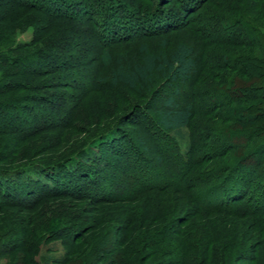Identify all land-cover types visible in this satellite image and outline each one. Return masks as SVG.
Here are the masks:
<instances>
[{
	"label": "trees",
	"instance_id": "16d2710c",
	"mask_svg": "<svg viewBox=\"0 0 264 264\" xmlns=\"http://www.w3.org/2000/svg\"><path fill=\"white\" fill-rule=\"evenodd\" d=\"M175 1H177L178 13L173 11L162 12L154 19H151L153 15L171 5L169 0L163 8H159L156 4L154 8L147 9V12L132 11L135 18L132 16L134 21L131 22L140 24V28L155 21L159 22L156 32H141L138 36L127 32L119 35L114 30L116 28L115 23L111 26L112 31L107 29L110 24L105 26L103 32L98 31L99 18L103 15L107 14L108 16L109 12L112 11L110 15L119 13L118 16L124 17L126 12H131L125 6L116 4L118 0H0V3H4V5H0V8L2 11L5 10L6 16L13 10H29L42 15L49 24L54 21H60L63 25L66 23L65 27L72 28L71 31L76 32L80 39L84 35L83 33H89V37L99 44L98 47L96 46L97 52L95 54H98L100 65L109 70V76L102 81L107 82L113 88L123 85L133 91H140L141 89H149L158 78L163 79L165 86L172 88L173 92L162 103L161 107L154 111V119L151 120L148 117L146 120L158 132L165 133L166 137H169L166 142L167 145L160 147V151L164 155L161 153L158 157V161L162 164H165L166 158L171 161L169 169L163 168L164 173H169V176L167 178L161 174L162 176L159 175L160 179L157 176L159 182L150 184L145 189H164L166 191L171 189L181 197H187L192 202L195 214L200 217L214 213H228L235 219L248 221L252 233L257 235L260 240L250 247L251 254L247 261L250 264H264V122L252 127L250 133H247V129L243 130L242 128V125L259 122L262 116L264 117V107L259 108L258 115H254L250 109L242 107L245 102L252 100L249 95L243 96V92L246 91L242 88L245 85L243 83L244 78H249L255 82L249 91L264 93V0H226L229 7L224 3V9L222 7L217 8L219 10L214 13L212 11L210 16H208L210 11L200 8L202 4H208L207 0ZM227 8L238 13L241 21H232L224 16L222 13ZM195 15L199 16V22L197 21L196 24H194L195 18H193ZM183 16L186 17L183 18ZM3 17L0 14V20ZM204 18L221 26L225 32L223 38H214L205 32L201 25L198 26V23ZM191 24L194 25L191 29L192 32L194 31V40L176 43L168 54L163 51L152 52L147 44H142L138 56L131 60L125 54L114 53L110 49L113 42L127 43L135 37H150L161 31L182 26L188 27ZM148 30L151 31V29ZM70 44V46H66L67 42L64 45L44 42L32 51H28L33 46L32 43L15 48L11 47L12 49L0 48V136L50 131L61 124L64 127L67 121L71 122L74 119L72 115H69V120L68 118H58L55 124L51 123L53 121L44 118L43 115H39L40 118H38L36 104L31 103L33 101L40 104L36 99L40 98V101L43 102L46 97L32 98L31 96L25 97L22 101L21 97L13 96L21 90H29L31 87L29 84L34 78L53 75H55L53 88L76 90L64 78L66 76H60L70 72L71 69L74 70L70 62L72 56L77 55H73L75 54L73 49L80 50L84 47L83 40L81 44H77V47L72 42ZM167 44V40L161 41V47L166 48ZM71 46L73 47L71 48ZM58 47L59 50H55ZM92 47L95 49L94 46ZM217 47L220 51L224 49L223 55L216 50ZM233 48H242L243 54L229 55L228 53H232L230 49ZM215 71L225 73V75L219 77L217 74V76L210 74V77H214L215 82H207L203 79L205 73ZM185 85L191 88L189 92L185 93L184 102L180 104L174 97L181 95V86ZM247 93L249 94V92ZM6 96L9 98H5ZM50 101L47 100V103L54 105L52 108L55 105H60L58 99ZM198 102L204 103L205 107L195 109V104ZM27 111H30V114ZM196 114L212 118V121L215 122L210 123L204 130L200 129L203 133L207 132L203 140H199L193 134L196 132V123L193 122ZM15 120L19 123H15ZM217 123L220 125H216ZM21 125L24 126V129H21ZM120 133L116 129H112L106 135L92 140L73 156L54 164L23 166L16 170L15 168H1L0 197L3 199L2 203L12 206L34 207L41 200L58 195L85 198L101 203L114 201L118 198L116 190L93 191L96 187L97 176H94L85 167H93L100 162L106 168H112L108 162L100 157L98 149L108 137L117 138ZM121 140L115 139L109 147L110 152H113L110 154L111 159L114 161L120 157L124 161L128 159L126 150L119 151L124 142ZM250 142H254L255 146L250 148V144L248 151L236 159L230 169L216 168L213 173L204 172L201 176L193 174V169L197 165H201V158L206 157L204 150L214 154L208 160L213 162L215 158H222L233 149L240 150ZM254 156L257 158H253ZM208 157L207 155L206 158ZM26 169H29L30 175L23 172ZM222 173L225 175L224 178L215 183ZM196 176L198 180L204 177L206 179L204 181H214L215 184L208 189L201 188L198 190L195 187L196 183L193 184ZM255 176L261 180V184L254 188L257 193L251 189V183ZM127 177L139 182V176L133 177V175L127 174ZM229 178L231 179L228 180ZM160 180L162 181L160 182ZM35 188L40 189V195H34L33 190L36 191ZM202 198L206 199L205 203L201 202ZM137 220L139 219L126 221L124 218L122 220L123 226L126 227V230L121 233L122 238L119 239V248L124 247L123 252H121L123 256L117 254L115 258L111 259L112 264H144L155 255L165 257L152 264H191L194 259H197L195 252L197 245L190 243V241L186 243L187 246L182 248L177 245L170 249L161 248L159 250V245L174 231L163 232L164 230H159L147 241L143 240L140 232H138V227L142 226V222L137 227H134L133 224ZM82 231L81 228L72 226L69 231L72 233L71 241L76 242ZM209 237L204 238L201 244V252L203 255L205 254L207 264H227L229 261L227 251L231 247L229 241L226 240L225 236L222 237L218 234ZM217 245H220V249H216ZM145 249L149 250L152 256H144L142 251Z\"/></svg>",
	"mask_w": 264,
	"mask_h": 264
},
{
	"label": "rangeland",
	"instance_id": "374dc122",
	"mask_svg": "<svg viewBox=\"0 0 264 264\" xmlns=\"http://www.w3.org/2000/svg\"><path fill=\"white\" fill-rule=\"evenodd\" d=\"M207 1L208 4L204 3L200 8L201 10L210 11L208 16L212 14V11L214 13L219 10L217 8L222 7L224 9V3L227 4L226 0ZM169 2L171 5L166 6L167 9L164 7L151 19L156 18L162 12L173 11L178 13L176 9L177 1L169 0ZM166 3L167 0H118L116 4L125 6L131 12H126L124 17L120 15L119 17V13L110 15L112 11L109 12L108 16L104 13L105 15L99 18L100 23L98 22L99 27L97 29L99 32H103L105 26L107 27L110 24L107 29L112 31L111 26L115 23L116 28L114 30L119 35L124 32L134 36L140 35L141 32H156L159 22L155 21L146 25V27L142 26L140 28V24L131 22L134 21L133 17L135 18L132 11L147 12V9L154 8L156 4L159 8H163ZM0 5H4V3H0ZM4 11L0 8L1 16L5 15L0 20L1 49L15 48L16 46L32 43L33 46L28 50L32 51L44 42L60 45L67 42L66 46H70L72 42L77 47V44H81L82 40L84 47L80 50L73 49L75 53L73 55H77L72 56L70 62L74 70L71 69L70 72L60 75L61 77L66 76L64 78L76 90L53 88L55 86V75H53L34 78L32 83L29 84L31 86L29 90H21L13 95L21 97L22 101L25 97H46L43 102L40 101V98H35L43 105L31 102L36 104L38 118H40L39 115H43L44 118H48L54 124L58 118L67 119L69 115H72L74 119L71 122L67 121V124L61 121L65 123L64 127L61 124L50 131L0 136V169L15 168L16 170L23 166L54 164L73 156L92 140L106 135L112 129H116L121 133L118 134L117 138L108 137L102 142L101 148L98 149L100 157L108 162L112 168H106L100 162L93 165V167H85L91 171L90 173L97 176L96 187L93 191L116 190L118 198L114 201L101 203L85 198L58 195L41 200L34 207H21L3 204V199L0 197V264H112L111 259L115 258L117 254L123 256L121 252H123L124 247L119 248V239L122 238L121 233L126 230V227L122 224L124 218L126 221L139 219L133 222L134 227L142 222V226L138 227V232L145 241L154 236V233L159 230H164L163 232L174 231L159 245V250L161 248L170 249L177 245L182 248L187 246L188 241L196 244L197 259H194L191 264H207L206 256L201 252V244L204 238H210L209 236L214 234L225 236L226 240L229 241L231 247L227 251V259H229L227 264H250L247 261L251 254L250 247L254 246L260 239L252 233L248 221L235 219L234 216L228 213H214L200 217L195 214L192 202L187 197L183 198L171 189L167 191L164 189H145L150 184L158 183L159 175L164 174L163 177L166 176L167 178L169 176V173H164L163 168L169 169L171 161L167 158L165 164L158 161V157L162 153L160 147L167 145L166 142L169 137H166L165 133L158 132L146 119L149 117L152 120L154 111L161 107L162 103L171 95L173 89L167 88L164 80L158 77L156 83L152 84L149 89L133 91L123 85L113 88L107 82L102 81V79L109 76V70L100 65L98 54H95L97 52L96 46L99 44L89 37V33H83L84 35L80 39L76 32L71 31L72 28L65 27L66 23L63 25L60 21H54L49 24L47 19L34 11L17 9L11 11L10 14L8 13V16ZM222 14L232 21H241L238 13L228 8ZM195 16H193L195 18L194 24L197 21L199 22V16ZM199 25L214 38H223L225 35L221 26L215 22H209L206 18L202 19L198 23ZM193 26L191 24L188 27L182 26L161 31L150 37H135L127 43L113 42L110 49L114 53L121 52L125 54L131 60L138 56L142 44H147L152 52L163 51L168 54L176 43L194 40V31L191 30ZM148 29H151V31ZM163 39L167 40L166 48L161 47ZM108 46L110 45L108 44ZM59 47L55 50H59ZM216 50L220 51L218 47ZM230 50L232 53H228L229 55L238 56L243 54L242 48ZM220 52L223 55L225 51L221 49ZM210 74L219 77L225 75V73L219 71L208 72L203 75L205 76L203 79L207 82H215L214 77H210ZM243 83L245 85L242 88L246 90L243 92V96L249 95L252 100L245 102L242 107L250 109L252 114L258 115L259 108L264 107V101H262L264 93L249 91L255 84L249 78H244ZM190 88L188 85L181 86V95L175 96L174 99L182 104L184 95L190 91ZM5 98H9V96ZM55 99L60 100V105H55L52 108L54 105L47 103V100L52 101ZM195 106V109H202L205 104L198 102ZM58 111L60 112L58 113ZM27 112L30 114V111ZM144 114L146 115L144 116ZM212 120V118L196 114L193 119V122L196 123V132L193 133L196 138L203 140L206 137L207 132L203 133L200 129L204 130L210 123H215ZM262 122H264L263 116L259 122H250L242 125V128L243 130L247 129V133H250L252 127L262 124ZM15 123H19V121ZM216 125L219 126L220 123ZM21 127V129H24V126L21 125ZM237 127L239 126L237 125ZM115 139L117 141L122 139L121 142L124 140L119 151L126 150L125 152L128 153L127 161H124L121 157L116 161L111 159L110 154L113 152H110L109 147ZM250 144V148L255 146L254 142H250L240 150L233 149L226 156L215 158L213 162L208 160L214 154L204 150L206 157L207 155L209 157L201 158V165H197L193 169V174L201 176L204 172L213 173L216 168L230 169L235 160L248 151ZM253 158L257 157L254 156ZM28 170L26 169L23 172L29 174ZM127 174L133 175V177L139 176V182L129 179ZM222 174L215 183L224 178L225 175ZM157 176L159 179H157ZM200 179L198 180L196 176L193 181V184L196 183L195 187L198 190H201V188L208 189V187L210 188L215 184L214 181H204L206 180L204 177ZM228 180L227 182H230ZM258 184H261V180L255 176L251 183V189L255 193L257 191H254V188ZM33 192L34 195H40L41 193L40 189L33 190ZM201 202L205 203L206 199L202 198ZM72 226L83 230L76 242L71 241L72 233H69V231ZM216 249H220V245H217ZM142 253L146 257L152 256L149 250L146 249ZM164 257L155 255L144 264L156 263Z\"/></svg>",
	"mask_w": 264,
	"mask_h": 264
}]
</instances>
